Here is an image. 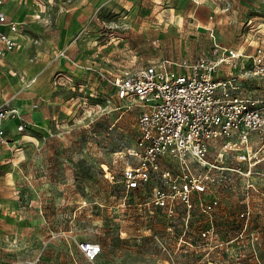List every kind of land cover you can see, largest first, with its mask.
Returning <instances> with one entry per match:
<instances>
[{
  "label": "rangeland",
  "instance_id": "374dc122",
  "mask_svg": "<svg viewBox=\"0 0 264 264\" xmlns=\"http://www.w3.org/2000/svg\"><path fill=\"white\" fill-rule=\"evenodd\" d=\"M13 12L23 44L0 60V97L18 98L26 128L0 151V264H264V158L247 170L212 145L214 168L190 163L210 177L205 190L189 205L170 201L172 214L153 200L181 175L172 158L125 193L138 110L99 74L159 57L193 60L214 42L251 52L264 39V0H98L61 51L64 12L46 3L37 14L31 0ZM232 70L243 92L264 95L245 58ZM238 166L242 173L225 168ZM82 240L101 244L95 260L83 256Z\"/></svg>",
  "mask_w": 264,
  "mask_h": 264
},
{
  "label": "built area",
  "instance_id": "2783aa9c",
  "mask_svg": "<svg viewBox=\"0 0 264 264\" xmlns=\"http://www.w3.org/2000/svg\"><path fill=\"white\" fill-rule=\"evenodd\" d=\"M11 1L0 0V57L21 45V24L10 15ZM242 58L249 64L251 76L264 79V39L251 52L214 42L192 61L158 58L99 73L113 85L117 99L130 101L138 110L131 149L137 161L121 168L125 193L145 187L159 170L160 160L172 158L179 164L181 175L172 179L168 192L156 189L153 196L156 204L172 214V201L189 205L192 192L205 190L210 177L192 173L190 163L214 168L208 159L212 145H218L220 156L235 152L236 160L247 170L264 158V95L243 92L242 77L232 70ZM12 100L6 97L0 103V151L7 141V121H16L17 131L26 128ZM225 168L242 173L240 166ZM160 174L169 178L168 170ZM79 249L93 261L101 244L82 240ZM137 264L158 263L148 260Z\"/></svg>",
  "mask_w": 264,
  "mask_h": 264
},
{
  "label": "crops",
  "instance_id": "0c3cea01",
  "mask_svg": "<svg viewBox=\"0 0 264 264\" xmlns=\"http://www.w3.org/2000/svg\"><path fill=\"white\" fill-rule=\"evenodd\" d=\"M22 1L23 0H12L11 3H10V15L16 20H17V16L13 12V10L15 8L19 7V5H21ZM97 2H98V0H75V1H73L72 4H71L70 0H68L66 2H64V0H63V1H61V3H58L57 0H49L48 2H46L48 4V7L52 6L55 10H58L59 12H64L63 14H61V16L56 21V23L58 22V26L60 27L58 29L59 34L57 36V43H58V50L59 51L63 50V46H61V43L67 39V37L69 36V32H70L71 28L73 26L79 24V23H84V25L87 23V20L90 17L85 15V13H88L89 11H91L92 8H93V5L95 3H97ZM31 3H32V6L35 8V11H37L36 12L37 14L41 13V11L43 12V10L45 9V4L46 3L43 0H31ZM62 4L66 5V8L68 6L71 7V5H73V6L75 5V6L78 7L79 11H77L74 14H72V13L71 14H67V12H69L68 11L69 8L65 10V8H64V6ZM22 44H23V34L21 35V45ZM19 47H17V48H19ZM56 47H57V44H56ZM13 51L5 53V55L0 57V60H2L4 58H6L7 56H9L10 55L9 53H12ZM159 58H169V57H159ZM156 59H158V58H156ZM169 59H174V58H169ZM177 59H181V58H177ZM177 59H175V60H177ZM152 60H154V59H152ZM150 61L151 60H148L147 62H150ZM190 61H192V60H190ZM76 63H77V61L74 60L72 64L76 65ZM140 64H144V63H140ZM133 65H135V64H133ZM133 65H129V66H133ZM119 70H121V69H119ZM31 84H29L27 86H30ZM6 97L7 96L2 97V98L0 97V103ZM12 102L19 107L20 113L23 116V111L21 110V105H20V101L18 100V98L14 97ZM23 119H24V121L26 123V120H25L24 116H23ZM5 126H6V134H7L6 136H8V134L12 130L13 131H17V129H16V121H12V120L11 121H7Z\"/></svg>",
  "mask_w": 264,
  "mask_h": 264
}]
</instances>
